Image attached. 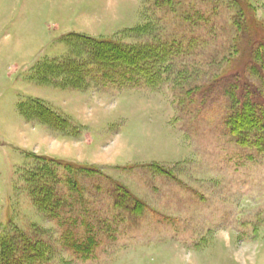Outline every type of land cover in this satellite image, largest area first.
<instances>
[{"label":"rangeland","instance_id":"obj_1","mask_svg":"<svg viewBox=\"0 0 264 264\" xmlns=\"http://www.w3.org/2000/svg\"><path fill=\"white\" fill-rule=\"evenodd\" d=\"M80 36L129 47L132 78L77 75ZM246 41L264 0H0V233L22 239L4 263L264 264V139L241 144L210 86ZM40 159L93 172L38 180Z\"/></svg>","mask_w":264,"mask_h":264},{"label":"trees","instance_id":"obj_2","mask_svg":"<svg viewBox=\"0 0 264 264\" xmlns=\"http://www.w3.org/2000/svg\"><path fill=\"white\" fill-rule=\"evenodd\" d=\"M80 40L87 50L86 53H90L92 57H94V60L90 64L76 65L73 63L74 65L71 64L73 67L69 65V67L77 71V75H80L81 69L84 66H87L88 68L92 66L94 69H97V72L101 71V73L106 69L115 70L118 68L121 69L119 72L121 76H124V74H130V78H132V75H134L133 73L136 71L135 66L137 59L133 56L128 58L125 57V53H131L132 51L129 47H120L119 44L112 40L94 39L85 36H80ZM236 41L238 40L236 39ZM236 41H234L235 52H237V45L240 44L238 42L236 43ZM245 43L247 44L243 46V49H240V51L241 53H250L247 64L245 66L242 65L239 69L231 70L227 78H223L222 76H218L217 78L216 76L211 81L210 86L213 88L217 82H226V85H224L226 88L225 94L229 96L231 110L229 120L226 121L229 124V130L232 134L237 136L238 139L239 136L242 137L241 144H244L246 141H251L254 146H258L264 139V44L261 42L257 45V42L253 44L251 41H246ZM241 55L243 56V54ZM246 66H251L254 70V72L249 75L257 78L260 83H262L260 86H257L251 81H247L245 78ZM128 82H130V79H128ZM44 110H47L48 112L47 108H44ZM48 113L53 116V113ZM40 160V164L42 165L41 170H39L35 176L38 180L44 181L46 178H53V165L61 166V164H63V168L67 172H72L75 168L85 170V173L93 172L91 170L92 167L83 165L78 167L71 163H57L56 161L46 159ZM66 181V183L69 184V178H67ZM49 194L50 192H46L43 199L46 200V196L48 195L49 197ZM0 237H2L0 238V264H5L4 262H11L10 256L14 249H16V246L19 247V245H21L22 239L20 237H10L4 232L0 233ZM16 240H18V243ZM87 241L88 240L85 239L83 245H85ZM81 246L82 243L77 244L76 247H72V249L74 251L78 249L79 251L84 252L85 249H81ZM23 251H25L24 257H27V260L24 258L25 262L21 261L20 263L31 264L30 255H36L33 254L36 252V249L33 250L32 253L29 252V255H27V250ZM39 256L42 257V255Z\"/></svg>","mask_w":264,"mask_h":264}]
</instances>
